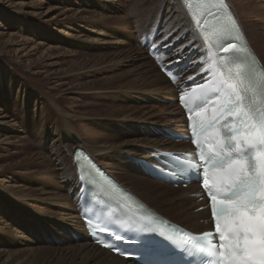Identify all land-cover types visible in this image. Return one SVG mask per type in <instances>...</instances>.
Wrapping results in <instances>:
<instances>
[{
    "label": "rangeland",
    "instance_id": "374dc122",
    "mask_svg": "<svg viewBox=\"0 0 264 264\" xmlns=\"http://www.w3.org/2000/svg\"><path fill=\"white\" fill-rule=\"evenodd\" d=\"M228 1L264 62V0ZM171 4L174 0H0V110L11 116V131H0V264H86L80 257L87 250L68 231L79 216L76 199L62 182L63 174L71 177L72 146L95 153L112 148L105 166L133 186L117 160L140 175L133 158H149L146 152L158 148H143L145 142L159 141L141 121L162 114L159 135L161 124L176 129L182 124L169 113L178 106L162 102L150 85L163 74L139 46L142 34L156 24L167 22L176 36L183 32L177 5L169 19L163 17ZM182 190L169 189V199Z\"/></svg>",
    "mask_w": 264,
    "mask_h": 264
},
{
    "label": "snow or ice",
    "instance_id": "6c2138e0",
    "mask_svg": "<svg viewBox=\"0 0 264 264\" xmlns=\"http://www.w3.org/2000/svg\"><path fill=\"white\" fill-rule=\"evenodd\" d=\"M197 2L207 9L204 19L193 17L198 30L210 21L225 18L227 21L219 28L215 23L211 25L217 42L209 44L206 54L215 49L210 61L215 63V70L211 79L200 87H206L207 83L212 86L195 109L187 113L192 129L191 142L199 150L192 154L198 163L195 174L209 200L214 232L206 231L178 241L150 226L133 228L128 225L126 230L119 232L103 229L112 240L104 241L102 246L118 254L139 256L137 264H264V65L255 60L248 63L251 53L231 61L224 56L216 60L220 53H246L245 37L226 0ZM203 31L207 40L209 30ZM154 44L155 41L147 46L151 50ZM154 54L159 57L158 50ZM162 70L173 79L178 75L166 65ZM257 95L261 99L257 100ZM220 100L223 101L220 108L205 121L208 105L215 108V102ZM181 102H184L183 96ZM193 111L200 118L199 124L193 118ZM213 129L217 130V135L209 141L206 133ZM200 136H205V143L215 148L211 157L201 146ZM81 154L83 150L73 155ZM184 159L190 157L179 156L176 161L181 173L193 167L191 162L181 166L180 161ZM85 185L93 187L87 177L81 181V187ZM199 240L207 244L197 243ZM112 241L130 244L134 251L121 250ZM201 254L208 259L201 260Z\"/></svg>",
    "mask_w": 264,
    "mask_h": 264
},
{
    "label": "bare ground",
    "instance_id": "6f19581e",
    "mask_svg": "<svg viewBox=\"0 0 264 264\" xmlns=\"http://www.w3.org/2000/svg\"><path fill=\"white\" fill-rule=\"evenodd\" d=\"M17 1H19V0H17ZM226 1L230 5L229 1L228 0H226ZM175 5H177V7H178V10L176 11V15H178V17H179V20H178L179 25H180V28L183 29V32L179 33L176 36L175 35L176 32H171V31L169 32L168 31L167 22H165L166 24L164 23L165 24L164 26H160V28H162V31H161V38H160L159 42L167 43L168 45H166V47L178 44L175 47L173 55L180 54L185 49L186 50L194 49L197 46H199V51H200L204 46L201 43L202 41H201L200 37L196 33L195 26H194V24H193V22L189 16V11L186 7L185 0H174V4L170 5L168 12H167V15L164 14L163 17L165 19H169L173 15V10L175 8ZM29 6H30V4H29ZM230 7H231V5H230ZM232 11H233L234 15L236 16L237 14L233 8H232ZM236 19H237V16H236ZM156 25L157 26L155 27V29L158 27V24H156ZM246 39H247V43L249 42L248 44H250L252 46V44L250 43L251 40H249L247 37H246ZM252 48H253V46H252ZM148 59L151 60L149 57H148ZM263 64H264V62H263ZM183 81H184V78L182 77V82ZM150 85L155 87L156 89H158L157 93L161 96L162 102L164 100H166V101H172L173 100L174 101L173 97L176 94V89L174 88V86H172L170 84V82L168 81V79L166 77H164V75L156 76L155 79L150 83ZM163 86H165V88H162ZM179 110L180 109L178 107L177 108L175 107L174 110L169 111V113L171 115H177V118H178V121H176V123L178 122L177 124L181 123L183 120L182 116H181L182 112ZM10 117L11 116L5 115L3 110H0V131H3V132H10L11 131L10 127L8 126L9 123L7 122L10 119ZM162 118H163L162 114L158 115V116L157 115L152 116L148 120L141 121L143 123H140V124L143 125V124L148 123L147 126L150 125L151 128L156 129V126L159 125V123H161ZM147 126L145 129H143L146 132H147ZM162 126L165 127L167 125L161 124L159 127H162ZM167 129H169V128H167ZM156 131H158V130H156ZM162 134H165L167 136V133H165L164 131ZM113 136L111 135V137H113ZM111 137L106 136V138H111ZM106 138H105V140H106ZM73 140H75V139H70L69 142L72 143ZM108 141H109V139H108ZM159 141H156L153 139L151 141L149 140L148 142H145V144H147V145L143 146V148L148 149V146L152 145L154 148L166 149L163 151H169V152H175V151L185 152L189 149V146L188 145L186 146L185 144H174V143L166 142V141H164L163 143L162 142L160 143ZM102 145H105V144H102ZM132 145L136 146V144H133V143H126L125 144V146H131V147H132ZM181 147H184V149H179ZM77 148L88 151L89 154L102 167H104L106 170H108L107 172L113 178H115L117 181H119L120 183H122L126 187L130 188L131 191L133 193H135L138 198L140 197L148 206H150L154 210H156V209L153 206H156V207L161 208L164 212H168V214H170L171 216L175 217L176 219H178L180 221V223H178L175 219V221H174L175 223H178L181 226L188 228V230H196V231L202 230V226L199 224V222L197 223V221L200 219H205L206 217H208V211L207 210L206 211H200V212L196 211L197 208H199L200 206H203L204 204L198 203L199 202L198 199L192 198V195L195 192L190 191V190H193V188L184 189V190H182V192L178 196H176V197L174 196L175 198L172 197L171 199H169V196H170L169 191H168L169 189L176 191V189H183V188H175L172 186H167V185L155 182L151 179L146 178L141 173H140V175H134V173H133L134 167L131 168L130 165H127L124 162H122L121 159H118L117 161L119 162L120 166L117 169H119V171L123 172V176L125 178H127L133 182V186H131L130 183H128L127 181L126 182L122 181L120 179V177L117 176L119 173L116 174L115 172L109 170L105 166L106 164L104 163V161L107 158L111 157V154L113 153L112 148L107 147V146L98 147L97 153H95L93 150L90 149L89 146L74 147V148L72 146L73 154H74L75 149H77ZM73 154H72L71 163L69 164V167L72 169L71 177H67V174H63L62 175L63 177L62 176L61 177H62L63 184L66 187H68V189L70 191V195H73V197L75 199H77V196L79 194L81 187H80V178H79V175H78L77 170H76V165L73 161V156H74ZM130 155L131 154L128 151H126V156H130ZM123 156H124V154H123ZM133 159L135 160V159H137V157H134ZM134 163L140 169V167L136 164V162H134ZM162 189L164 190V191H162V193L166 192L165 190H167V193L160 194L159 191ZM188 195H190V196H188ZM186 202L188 203V206H184ZM151 204L153 206H151ZM73 211H76V207L73 208ZM158 213L160 214V212H158ZM161 215H163V214L161 213ZM164 216H166V215H164ZM79 218H80V216L74 217V220H75L74 225L75 226H72L71 228L69 227L68 231L70 233V236L72 234L76 233L78 235V237L81 239V243H83L82 245H80L81 248L83 249V251L87 250V252L85 251L83 256L80 257L81 260H84L86 262V264H129L127 261H125V260H123L117 256H114L113 254H111L107 250L91 244L89 242L90 236H89L88 232L86 231L85 226L83 227L82 222H81V218L80 219ZM83 251H82V253H83ZM0 258H1V256H0ZM4 263H5V261H4Z\"/></svg>",
    "mask_w": 264,
    "mask_h": 264
}]
</instances>
